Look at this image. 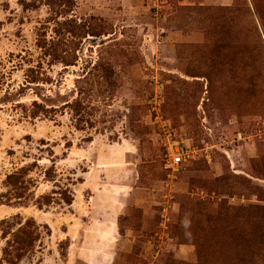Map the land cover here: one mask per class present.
I'll list each match as a JSON object with an SVG mask.
<instances>
[{
  "label": "rangeland",
  "instance_id": "rangeland-1",
  "mask_svg": "<svg viewBox=\"0 0 264 264\" xmlns=\"http://www.w3.org/2000/svg\"><path fill=\"white\" fill-rule=\"evenodd\" d=\"M255 1L0 0V264H264Z\"/></svg>",
  "mask_w": 264,
  "mask_h": 264
},
{
  "label": "trees",
  "instance_id": "trees-1",
  "mask_svg": "<svg viewBox=\"0 0 264 264\" xmlns=\"http://www.w3.org/2000/svg\"><path fill=\"white\" fill-rule=\"evenodd\" d=\"M257 1V0H256ZM256 1H255V8H256V15L258 16V18L261 20V21H264V6H262L261 4H259V3H256ZM227 11H229V13L231 14L230 16V18L231 19H234V17H235V15L237 14V12L239 11L238 9H236V8H227L226 9ZM249 14H251V11H247ZM232 39H233V37H232ZM219 40V39H218ZM217 43H218V41H217ZM235 40H233L232 41V45H235Z\"/></svg>",
  "mask_w": 264,
  "mask_h": 264
},
{
  "label": "built area",
  "instance_id": "built-area-1",
  "mask_svg": "<svg viewBox=\"0 0 264 264\" xmlns=\"http://www.w3.org/2000/svg\"><path fill=\"white\" fill-rule=\"evenodd\" d=\"M184 150H177L176 154H174L170 159V166L175 168L178 167L183 162Z\"/></svg>",
  "mask_w": 264,
  "mask_h": 264
},
{
  "label": "crops",
  "instance_id": "crops-1",
  "mask_svg": "<svg viewBox=\"0 0 264 264\" xmlns=\"http://www.w3.org/2000/svg\"><path fill=\"white\" fill-rule=\"evenodd\" d=\"M114 230H116V229H114ZM91 264H96L94 261L93 262H91ZM99 264V263H98Z\"/></svg>",
  "mask_w": 264,
  "mask_h": 264
}]
</instances>
